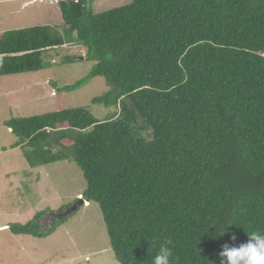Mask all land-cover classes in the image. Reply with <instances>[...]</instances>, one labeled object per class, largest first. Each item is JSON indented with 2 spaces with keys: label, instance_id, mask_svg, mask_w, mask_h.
Segmentation results:
<instances>
[{
  "label": "trees",
  "instance_id": "1",
  "mask_svg": "<svg viewBox=\"0 0 264 264\" xmlns=\"http://www.w3.org/2000/svg\"><path fill=\"white\" fill-rule=\"evenodd\" d=\"M92 1L59 2L96 63L67 90L103 77L109 91L93 102L120 117L63 109L6 126L39 162L80 167L118 263L152 264L170 241L172 264H219L232 234L264 232V0H132L99 14ZM65 44L45 26L0 34V77L43 70ZM43 215L9 229L43 239L72 217L46 231Z\"/></svg>",
  "mask_w": 264,
  "mask_h": 264
},
{
  "label": "rangeland",
  "instance_id": "2",
  "mask_svg": "<svg viewBox=\"0 0 264 264\" xmlns=\"http://www.w3.org/2000/svg\"><path fill=\"white\" fill-rule=\"evenodd\" d=\"M91 3L93 12L99 14L130 5L132 0ZM39 26L48 27L52 37L62 38L65 46L44 54L43 70L0 77V264H120L95 202L80 205L47 238L17 236L9 229L44 212L37 223L48 231L54 219L65 217L68 209L59 213L61 208L84 199L87 182L74 161L39 162L42 154L35 151L39 147L22 143L6 122L63 109L83 108L101 121L119 118L121 112L94 104L109 91L103 77L67 90L86 78L96 63L85 60L87 49L74 43L75 34L67 33L58 0H0V34ZM71 57L78 59L66 63Z\"/></svg>",
  "mask_w": 264,
  "mask_h": 264
},
{
  "label": "clouds",
  "instance_id": "3",
  "mask_svg": "<svg viewBox=\"0 0 264 264\" xmlns=\"http://www.w3.org/2000/svg\"><path fill=\"white\" fill-rule=\"evenodd\" d=\"M226 225L228 224L217 221L214 224L217 234L221 232L224 234ZM170 243L166 241L158 248L152 258V264H172L173 250L168 246ZM219 264H264V232H253L244 242H239L238 237L232 234L229 242L222 245L219 252Z\"/></svg>",
  "mask_w": 264,
  "mask_h": 264
},
{
  "label": "water",
  "instance_id": "4",
  "mask_svg": "<svg viewBox=\"0 0 264 264\" xmlns=\"http://www.w3.org/2000/svg\"><path fill=\"white\" fill-rule=\"evenodd\" d=\"M86 201L84 199H81L77 204H75L73 207H71L70 209H68L65 213H63V215L66 217L68 215H71L72 213L76 212L78 210V207L80 205L85 204ZM5 229H7V227H5Z\"/></svg>",
  "mask_w": 264,
  "mask_h": 264
},
{
  "label": "built area",
  "instance_id": "5",
  "mask_svg": "<svg viewBox=\"0 0 264 264\" xmlns=\"http://www.w3.org/2000/svg\"><path fill=\"white\" fill-rule=\"evenodd\" d=\"M58 2H59V0H58Z\"/></svg>",
  "mask_w": 264,
  "mask_h": 264
},
{
  "label": "bare ground",
  "instance_id": "6",
  "mask_svg": "<svg viewBox=\"0 0 264 264\" xmlns=\"http://www.w3.org/2000/svg\"><path fill=\"white\" fill-rule=\"evenodd\" d=\"M89 204V203H88Z\"/></svg>",
  "mask_w": 264,
  "mask_h": 264
}]
</instances>
